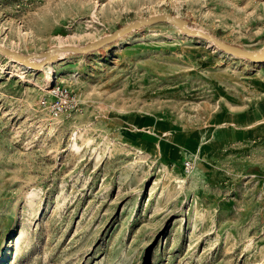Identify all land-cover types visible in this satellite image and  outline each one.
<instances>
[{
  "label": "rangeland",
  "instance_id": "rangeland-1",
  "mask_svg": "<svg viewBox=\"0 0 264 264\" xmlns=\"http://www.w3.org/2000/svg\"><path fill=\"white\" fill-rule=\"evenodd\" d=\"M158 13L264 45V0H0V45H84ZM226 53L160 21L55 52L48 86L0 52V264H264V62Z\"/></svg>",
  "mask_w": 264,
  "mask_h": 264
},
{
  "label": "water",
  "instance_id": "water-1",
  "mask_svg": "<svg viewBox=\"0 0 264 264\" xmlns=\"http://www.w3.org/2000/svg\"><path fill=\"white\" fill-rule=\"evenodd\" d=\"M160 21H167L169 23H172L178 26L181 29V31L186 33L187 35H190L193 37L198 36L203 39L209 40L221 50L228 52L234 56H242V57L254 60L255 62H259V63L264 62V45L259 50H249V49L241 48L237 45L224 42L218 37H216L215 35H212L205 31L191 29L185 26L179 17L173 14H170V13H158V14H154L148 17H142V18L135 19L131 22L121 25L120 27L115 29L113 32L105 34L84 45H63V46L53 45V46L48 47L46 50L42 52L30 53V54H22L11 48L0 45V52L15 60H18L19 62L25 64L29 68H40L43 65H45L47 62L54 61L53 58L49 57V55L53 52H65V51H70V52H75V53L89 52V51L98 49L101 46H104L105 44H108L112 42L113 40L121 37L130 29H135L138 27L150 25V24L160 22ZM33 58H42V60L39 64L35 65V64H32L30 61Z\"/></svg>",
  "mask_w": 264,
  "mask_h": 264
},
{
  "label": "bare ground",
  "instance_id": "bare-ground-1",
  "mask_svg": "<svg viewBox=\"0 0 264 264\" xmlns=\"http://www.w3.org/2000/svg\"><path fill=\"white\" fill-rule=\"evenodd\" d=\"M183 23V22H182ZM185 26H187L185 23H183ZM188 27V26H187ZM224 53H226L225 51H223ZM55 53V52H54ZM53 53V54H54ZM57 53V52H56ZM60 53V52H59ZM62 53V52H61ZM53 54H50L49 57ZM227 54V53H226ZM230 54V53H228ZM232 55V54H231ZM42 58H33L31 59V63L32 64H39L41 62ZM11 66L13 67H17L18 69H22V68H29L28 66H26L25 64L19 62L18 60H15L13 58H11ZM254 61V60H253ZM44 68V74H43V80H44V83H46V85H51L55 80H57L56 78L58 77V73H56L54 70V68L49 65V63H46L45 65L42 66ZM31 69H36V68H31ZM42 70V68H41ZM21 236V233L18 232V235L16 236V238L14 239V241H17ZM13 242V241H11Z\"/></svg>",
  "mask_w": 264,
  "mask_h": 264
},
{
  "label": "built area",
  "instance_id": "built-area-1",
  "mask_svg": "<svg viewBox=\"0 0 264 264\" xmlns=\"http://www.w3.org/2000/svg\"><path fill=\"white\" fill-rule=\"evenodd\" d=\"M52 93L54 97H56V100L53 101L50 105V111L53 112V114H58V112H61L62 107V100L66 98L69 95V92L67 90L60 89L59 86H56L52 89ZM192 167L191 160H186L183 163V170L185 172L189 171Z\"/></svg>",
  "mask_w": 264,
  "mask_h": 264
}]
</instances>
